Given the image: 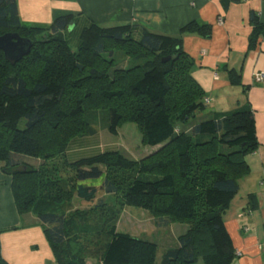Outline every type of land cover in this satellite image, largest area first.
<instances>
[{
	"label": "trees",
	"instance_id": "1",
	"mask_svg": "<svg viewBox=\"0 0 264 264\" xmlns=\"http://www.w3.org/2000/svg\"><path fill=\"white\" fill-rule=\"evenodd\" d=\"M81 15H59L49 26L28 25L18 0H0V35L17 32L35 42L15 65L0 51V162L12 176L19 213L35 214L44 225L57 264H85L95 253L81 238L95 226L105 232L106 243L95 249L103 264H154L158 245L120 232L117 210L104 199L96 201L99 187L106 194L126 190L127 204L189 224L178 245L165 250L162 264H233L236 250L223 214L250 172L247 155L259 147L254 110L243 104L190 124L208 102L192 76L194 61L182 37L138 24L87 20L73 48L68 35ZM250 23L249 50L264 39V23L254 11ZM212 29L193 21L181 33L211 37ZM121 56L131 65L117 67ZM228 72L233 85L242 84L240 70ZM100 111L111 134L134 123L143 144L158 149L139 161L119 150L98 149L67 160L69 180L55 179L48 163L66 156L74 141L98 137L93 122ZM25 156L39 163H28ZM90 180L101 184L87 185ZM68 193L96 203L67 212ZM249 199L255 207V196ZM0 264H7L1 252Z\"/></svg>",
	"mask_w": 264,
	"mask_h": 264
},
{
	"label": "crops",
	"instance_id": "2",
	"mask_svg": "<svg viewBox=\"0 0 264 264\" xmlns=\"http://www.w3.org/2000/svg\"><path fill=\"white\" fill-rule=\"evenodd\" d=\"M18 5L21 19L28 25L49 26L59 15L82 13L78 21L82 26L87 20L105 26L138 24L155 32L180 36L185 51L194 61L192 76L206 93L207 109L222 104L220 109L212 110L222 112L250 104L259 147L247 155L250 172L240 180L239 192L223 218L235 254L240 252L233 264H264V82L255 81V74L264 72V39L255 49H248L251 12L257 13L264 23V0H18ZM193 21L210 24L212 36L182 34L181 29ZM230 69L241 71V85L231 83ZM83 139L74 141L68 148L69 159L102 146L100 141ZM2 166L0 162L3 260L7 264H57L44 225L32 214L19 213L12 176ZM248 194L255 196V207ZM240 211L246 215L244 227L248 231L241 228Z\"/></svg>",
	"mask_w": 264,
	"mask_h": 264
},
{
	"label": "rangeland",
	"instance_id": "3",
	"mask_svg": "<svg viewBox=\"0 0 264 264\" xmlns=\"http://www.w3.org/2000/svg\"><path fill=\"white\" fill-rule=\"evenodd\" d=\"M81 24H77L71 29L70 35H68L69 42L73 48L77 47L78 39L81 33ZM123 56H121L122 58ZM125 58V57H123ZM122 58V59H123ZM131 65V61L129 62L127 58L124 60L117 59L116 64L117 67L122 65ZM244 88V87H243ZM209 103V102H208ZM222 105V104H221ZM221 105L215 107L216 109H220ZM224 105V104H223ZM212 106H210L205 112L197 114L196 118L191 119L190 124L197 123L200 121H204L206 119H210L214 110ZM227 109V108H226ZM97 122H93L96 130L98 131L97 135L89 136L83 139L84 141L95 140L100 141L102 146L101 150H119L128 158L133 160H141L148 155L152 154L155 151V147L145 145L142 142V134L139 127L134 123H124L118 130L117 135H113L109 132L106 127V114L105 112H97L96 113ZM89 118V117H88ZM25 125V120H21L19 127L23 128ZM98 150L90 151L85 155L96 153ZM83 156V155H82ZM80 156V157H82ZM27 159L26 162L31 164L39 163V160L34 157L25 156ZM67 160L69 158L66 156H58L55 157L48 163L49 168L56 173L54 178L69 180L71 169L67 165ZM126 177V175L123 174ZM247 176V175H246ZM245 176V177H246ZM244 178V177H243ZM64 181V186L66 188H70L71 183ZM87 185H95L98 187L101 184V180L99 181H86ZM99 192L97 196V200L104 199L110 208H114L117 210L118 216L116 220V226L120 232L129 233L135 237L142 238L151 242H155L158 245L156 261L154 264H162L163 254L166 249L170 247H174L178 245V239L181 235L186 233L189 228V224L180 221H172L166 220L167 218L164 215H156L151 210L137 207L135 205L127 204L128 198L126 197V190H124L120 194H106L102 187H99ZM252 194H248V198H250ZM94 202H88L78 198L74 193L67 194V203L66 211H80L89 210ZM32 214V213H27ZM83 214V213H82ZM36 217L35 214H32ZM115 217V218H116ZM245 213L244 211H240L238 213V220L243 221L241 228L245 230ZM224 219V218H223ZM225 222V220H224ZM96 224V223H95ZM82 228V227H81ZM247 228L245 231H248ZM82 231L83 229H79ZM102 228H98L95 226L93 229L91 228L89 233L82 237L84 246L91 252L95 253L94 255H88L85 259V264H103L102 253L100 251H95V249L100 245H104L106 243V237L102 232ZM92 253V254H93ZM240 253V252H239ZM237 253L236 256L239 254Z\"/></svg>",
	"mask_w": 264,
	"mask_h": 264
},
{
	"label": "water",
	"instance_id": "4",
	"mask_svg": "<svg viewBox=\"0 0 264 264\" xmlns=\"http://www.w3.org/2000/svg\"><path fill=\"white\" fill-rule=\"evenodd\" d=\"M34 43L33 39L23 37L17 32H7L0 35V51L4 53L5 59L12 65L27 56Z\"/></svg>",
	"mask_w": 264,
	"mask_h": 264
},
{
	"label": "built area",
	"instance_id": "5",
	"mask_svg": "<svg viewBox=\"0 0 264 264\" xmlns=\"http://www.w3.org/2000/svg\"><path fill=\"white\" fill-rule=\"evenodd\" d=\"M220 22H222V18H220L219 20ZM255 81L256 82H264V72H258L255 74ZM208 102V100H207Z\"/></svg>",
	"mask_w": 264,
	"mask_h": 264
}]
</instances>
